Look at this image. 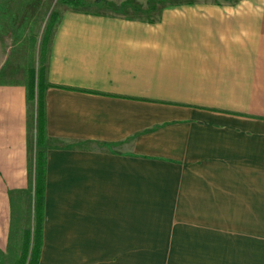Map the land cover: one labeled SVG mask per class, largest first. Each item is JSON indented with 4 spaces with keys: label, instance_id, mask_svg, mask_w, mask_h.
I'll return each instance as SVG.
<instances>
[{
    "label": "crops",
    "instance_id": "0c3cea01",
    "mask_svg": "<svg viewBox=\"0 0 264 264\" xmlns=\"http://www.w3.org/2000/svg\"><path fill=\"white\" fill-rule=\"evenodd\" d=\"M44 71L39 264H211L190 254L264 220V0L67 8ZM29 101L0 84V246L31 182Z\"/></svg>",
    "mask_w": 264,
    "mask_h": 264
},
{
    "label": "rangeland",
    "instance_id": "374dc122",
    "mask_svg": "<svg viewBox=\"0 0 264 264\" xmlns=\"http://www.w3.org/2000/svg\"><path fill=\"white\" fill-rule=\"evenodd\" d=\"M82 1L84 6L78 10L145 17L149 13L146 10L158 3L168 5L202 0ZM67 8L76 9L65 0H0V84L9 81L29 83L32 75L37 84L40 82L49 35L60 13ZM37 92L36 86L35 99L29 101L28 171L31 182L27 189L10 192L11 229L7 241L0 246V264H20L25 232L34 231L36 160L38 153L45 149L37 144ZM227 226L225 252L190 254L192 260L205 256L211 264H264V220L227 222Z\"/></svg>",
    "mask_w": 264,
    "mask_h": 264
},
{
    "label": "trees",
    "instance_id": "16d2710c",
    "mask_svg": "<svg viewBox=\"0 0 264 264\" xmlns=\"http://www.w3.org/2000/svg\"><path fill=\"white\" fill-rule=\"evenodd\" d=\"M67 4L74 6L76 9L83 7L82 0H65ZM97 0V3H100ZM155 7L148 8L146 11L152 12ZM144 11V10H143ZM45 71L43 70L42 78L37 84L35 76L32 75L27 83L29 100L35 99L36 86L37 92V144L44 146L46 137L44 91L49 84L45 83ZM45 152L42 150L37 155L36 160V183L34 194V231L28 230L24 235L23 254L20 257V264H39L43 245V220H44V197H45ZM31 236L32 242H31ZM30 254V255H29ZM30 256V257H29Z\"/></svg>",
    "mask_w": 264,
    "mask_h": 264
}]
</instances>
